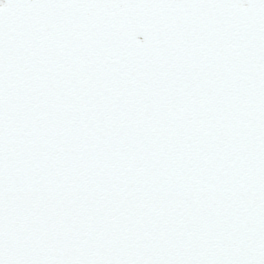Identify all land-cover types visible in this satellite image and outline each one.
<instances>
[{"label": "snow or ice", "instance_id": "1", "mask_svg": "<svg viewBox=\"0 0 264 264\" xmlns=\"http://www.w3.org/2000/svg\"><path fill=\"white\" fill-rule=\"evenodd\" d=\"M0 264H264V0H0Z\"/></svg>", "mask_w": 264, "mask_h": 264}]
</instances>
